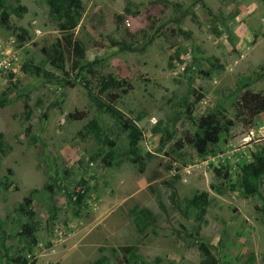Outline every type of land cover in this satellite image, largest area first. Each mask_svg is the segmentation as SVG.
Segmentation results:
<instances>
[{"label": "rangeland", "instance_id": "374dc122", "mask_svg": "<svg viewBox=\"0 0 264 264\" xmlns=\"http://www.w3.org/2000/svg\"><path fill=\"white\" fill-rule=\"evenodd\" d=\"M169 1L189 9L178 24L181 11L163 0H82L74 34L86 47L85 61L98 62L95 75L86 74L92 92L100 93L103 76L122 82L100 98L141 131L142 173L127 158V132L97 112L84 79L77 78L76 57L66 73L46 63L42 48L64 40L48 0H0V15L10 11L11 25L30 35L21 45L13 29L0 25V100L8 99L0 105L6 148L0 181L12 183L0 190V264H14L18 255L35 264H94L102 256L109 264H128L127 246L142 257L134 264H204L201 243L217 264H264V174L256 195L246 197L238 186L242 168L264 155V112L250 118L238 110L244 90L264 91V0ZM112 40L145 48L124 51ZM26 62L45 65L58 81L26 72ZM62 77L82 82L62 86ZM186 101L195 119L219 111L222 122L232 121L206 155L184 144L197 129ZM81 112L82 119L69 117ZM92 119L99 128L80 132ZM103 135L114 141L120 164L103 161L109 149ZM166 181L175 183L182 204L209 192L200 225L193 214L173 208ZM73 192L85 194L80 206L68 201ZM27 196L31 206L24 204ZM160 200L169 213L141 233L133 209L159 213ZM25 223L36 228V244L25 236Z\"/></svg>", "mask_w": 264, "mask_h": 264}, {"label": "trees", "instance_id": "16d2710c", "mask_svg": "<svg viewBox=\"0 0 264 264\" xmlns=\"http://www.w3.org/2000/svg\"><path fill=\"white\" fill-rule=\"evenodd\" d=\"M163 1L167 6L173 5L176 10L179 9L181 11L182 15L177 17V24L180 23L181 20L185 18L186 14L189 12V9H183V5L180 3H173L169 0ZM203 1L204 0H196L195 2ZM48 3L52 13L57 15L59 18V29L63 33L64 40L58 39L50 46H44L42 48L45 54L46 63H49L54 70L66 73L68 71L66 69L68 60L70 58L73 59L74 57H76L75 60H73L72 68L77 70V78L78 76H81L84 79V86L89 88V79L87 78L86 74H91L92 76L95 75V65L98 62L97 60L85 61L86 47L80 39H76L74 37L75 30L84 13L83 2L82 0H48ZM10 13V11H3V13L0 15V25H4L10 29H13L16 32L17 39L22 45L29 40V31L24 27L12 26L10 23ZM122 17L123 16H119L120 20H122ZM130 35L133 36L132 33ZM112 44L115 46H119V48L124 51H138L144 50L145 48H138L134 45L133 41L128 42L127 40H112ZM24 68L26 72L31 73L32 75H35L37 77H42L47 82L58 81V76L50 71L45 65H37L26 62L24 64ZM62 78L63 79L60 78L61 81H59L62 86L67 84L75 85L76 82H82L81 79L78 80L77 78H75L74 81L66 80L64 77ZM100 84V93L98 95L93 93L89 88L91 99L97 107V112L107 113L118 123L122 131L127 132L129 147L127 158L134 164H136L139 171L143 173L146 169V157H144L140 153L139 142L142 136L141 131L133 121L124 117V115L114 105L103 103L102 99L100 98V94L107 92L110 88H117L122 86V82L112 77L111 75H108L101 78ZM7 103V98H3L0 100V105L2 106L6 105ZM25 105L26 107H29L28 103H26ZM186 110L188 118H190L191 120L194 119L197 122V129L192 134H188L185 136L184 144H189L190 146L195 148L200 155H206L209 152V147L212 144H216L224 128H228V124H232V121L228 120V124L225 121L222 122V119L219 116V111H214L195 119L193 116V104L189 101H186ZM238 110L243 116L248 115L250 116V118L263 113L264 91L255 92L249 88L244 90L240 96ZM29 114L30 110L28 116ZM69 117L73 119H82L85 117V113H71L69 114ZM97 121L98 120L96 119L90 120L80 132H83L85 130V133H90L94 131L96 127L99 128ZM3 140L4 134L0 132V151L2 153H5L6 148L4 146ZM101 142L103 145L109 147L107 155L103 157V161L105 162V164L108 166L120 164L123 159H120L119 155H116L117 152L114 141L103 135ZM216 174L218 177L223 175V173L219 169H216ZM263 174L264 155L257 153L254 155V160L248 165L244 166L241 171L238 186L243 190L244 196L250 197L259 193V186ZM224 176L226 178H229L228 171L224 173ZM165 183L171 190L169 198L171 204L173 205V208L179 210L185 216L190 218V214H193L199 221L200 225L206 214L207 205L209 204V192L207 190L197 192L190 198H185L183 201L184 203L182 204L180 202L178 190L175 183L173 181H166ZM11 184L12 183L9 180L0 181V190L1 188L9 189L11 187ZM212 188L220 193L224 191L223 188L217 187L214 184L212 185ZM66 196L69 202L75 203L77 206H80L85 198V194L83 192L67 193ZM32 202L33 198L31 196L25 197L24 204L31 206ZM21 207H23V205ZM159 207L161 211L159 213H156L148 207H143L140 205L135 206V208L133 209V216L135 224L141 233H145L149 228L156 227L166 218L169 211L166 204L162 200L159 201ZM29 213L33 215L34 211L31 209L29 210ZM52 216H54V212L52 213ZM35 230L36 228L30 223H25L23 225V232L25 236L30 237L33 244L37 243ZM199 248L204 257V264H217V261L211 254V250L208 245H206L205 243H201ZM123 250L125 254H129L131 256V258L127 261L128 264L140 262L139 260L142 257L141 255L136 253V249L134 247L127 246L124 247ZM141 262L146 263V260L141 259ZM35 263V260L31 261L26 255H18L14 258V264ZM94 264H109L108 257L102 256L98 258Z\"/></svg>", "mask_w": 264, "mask_h": 264}]
</instances>
